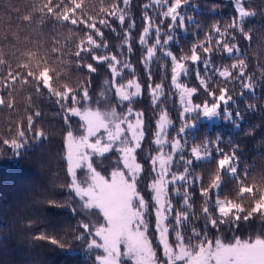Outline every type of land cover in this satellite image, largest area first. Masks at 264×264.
I'll list each match as a JSON object with an SVG mask.
<instances>
[{
	"label": "trees",
	"instance_id": "obj_1",
	"mask_svg": "<svg viewBox=\"0 0 264 264\" xmlns=\"http://www.w3.org/2000/svg\"><path fill=\"white\" fill-rule=\"evenodd\" d=\"M114 3L124 8L122 0H71V3H66L65 0H0V98L4 99V104L0 105V138L15 135L17 127L21 124L26 127L29 115H33L36 129H43L46 133L43 141H30L29 147L22 150L19 156L10 151L0 152V264H95V256L100 255L99 251L88 249L90 237L88 240L74 238L80 216L74 215L66 207H50L45 202L67 199V189L60 186L68 182L64 160V136L69 128L64 122L66 113L60 109L54 97H48L46 91L44 95L37 96L31 83L25 84L21 80L9 88L3 84L9 79L8 70L13 74L31 73L33 78H40L45 82L49 80L51 73L52 85L57 91L62 90L65 81L75 85L78 81L82 83L90 79L89 104L99 107L100 110L114 108L118 114L125 113L127 102L118 105L114 89L109 87L112 77L107 63L97 64L91 61L90 56L85 57V63L91 62L97 68L96 73L90 76L86 74V70L77 71L76 64L73 63L77 43L85 39L82 36V33L87 31L84 22L89 25L98 23L106 12L111 11ZM150 3L151 0H129L123 25L115 17L108 18L111 27H101L98 24L104 35L102 39L97 37V40L102 45L107 44V47L96 50V54L117 55L121 64L126 62L129 65L126 69L121 68L122 76L119 80L126 83L129 79H135L141 85V95L135 97L131 105L135 111L144 114L145 136L141 141V148L137 150V161L143 166L139 188L148 203L145 217L148 221L147 235L159 254L160 247L154 229L152 194L147 187L154 177L151 157L160 153L154 143L155 124L161 110H166L171 121L166 139L171 141L177 138L178 130L184 123L180 118L179 93L171 84V58L165 55V50H171L178 58L182 54H190L192 46L204 42L208 33H211L212 47L215 48L214 41L219 37L211 31L212 26H227L235 13L229 0H193L199 7V14L195 15L197 26H189L186 31H181L176 26L169 32L167 25L170 22L165 20L161 23L157 15L158 10L149 8L147 14L153 18V23L149 37L142 46L139 42L140 36L147 26L143 18L146 11L143 5ZM244 3L246 8L257 13L254 18L246 21V27H251L254 35L258 37L264 33V0H244ZM65 16L75 19L76 27L80 31L73 30L71 24L66 26L63 19ZM133 21L134 27H130ZM157 26L160 27L162 40L167 39L168 35H172L174 39L168 45L159 46L156 55L145 64L143 61L146 49L155 44ZM126 32L129 34L127 37ZM241 48H248L247 42L241 41ZM254 53H260L255 41L246 56L251 61L247 71L250 75L254 74L253 82L257 85L256 98L246 93L245 100L241 101V85L229 84L230 94L235 101L229 107L235 111L238 104L243 112L244 104L252 103L258 106V110L245 114L238 129L222 120L197 122L199 127L190 130L184 139L191 147L193 141L202 144L206 135L213 139L216 133H221L229 137L233 144L240 142L242 166H248L250 171L258 175L264 171V99H261L264 97V82L259 79L261 70L264 69V54L258 59ZM211 61L216 67H230L234 58L215 51ZM187 66L189 74L181 77V82L188 87H197V68L190 62H187ZM199 71L201 77H204L202 66ZM156 84H161L162 89L153 97L151 90ZM212 87L216 89L215 84H212ZM204 99L206 97L201 88L193 97V102L200 103ZM36 111L41 113L40 117L34 115ZM74 127L75 122L71 118V130L75 133ZM228 145L229 140L224 139L222 146L228 148ZM163 152L171 153L170 144L164 146ZM187 155L186 150L185 156ZM116 165L120 167L118 153L114 150L93 161V166L105 176H110ZM253 165L256 167L253 168ZM213 168L214 164L205 162L194 169L193 176H203L206 185L208 173ZM172 171L183 172L180 153L173 156ZM233 188L234 184L230 178L224 177L221 196H228ZM176 189L177 186L169 185L173 212L168 215L166 221L170 230L169 241L173 245L175 213L184 207L185 191L180 189L178 193ZM198 189L199 184L187 189L192 203L189 212H195L196 217L191 224H185L178 229L185 239L191 235L193 225L199 224L200 229L204 227L201 214L204 198L199 195ZM92 219L94 222H103L102 216ZM41 233L65 240L67 246L62 249L48 241L34 239L35 235ZM257 235H264V221L260 219L241 221L239 228L221 226L220 229H213L209 226L207 229L210 240L220 238L225 243L234 242L237 237L249 239Z\"/></svg>",
	"mask_w": 264,
	"mask_h": 264
},
{
	"label": "snow or ice",
	"instance_id": "obj_2",
	"mask_svg": "<svg viewBox=\"0 0 264 264\" xmlns=\"http://www.w3.org/2000/svg\"><path fill=\"white\" fill-rule=\"evenodd\" d=\"M65 2L71 3V0ZM122 2L124 8L112 4L111 11L106 12L98 23L89 25L84 22L87 31H84L82 36L85 39L77 43L73 63L76 64L77 71L86 70L89 76L96 73L97 68L91 62L85 63V57L90 56L91 61L97 64L107 63L112 77L109 87L114 89V95L121 104L127 102L125 113L118 114L114 108L111 111H101L99 107H92L88 103L91 100L88 91L90 79L82 83L78 81L75 85L65 81L62 90L57 91L53 88L51 73L49 80L45 82L40 78H33L31 73L13 74L8 70L9 79L4 82L5 87L9 88L21 80L25 84L31 83L37 96L44 95L46 91L48 97H54L60 109L66 113L64 122L69 128L64 136V160L68 182L60 186L67 189V199L45 202L50 207H66L74 215L81 217L74 238L88 240L90 237L88 249H102L103 254L95 256V264H124L125 260L131 261V264H264V235L249 239L237 237L231 243H225L220 238L213 241L207 236L209 226L213 229H220L221 226L239 228L241 221H264V171L256 175L248 166H242L241 143L233 144L229 137L221 133H216L213 139L206 135L202 144L193 141L191 147L184 139L190 130L199 127L197 122L222 120L238 129L245 114L258 110L257 105L245 103L243 112L238 104L233 111L229 105L235 101L228 87L229 84L235 83L241 85V101L245 100L246 93L256 98L257 85L253 82L254 74L250 75L247 71L251 61L246 56L254 41L260 49V53H254L257 58L264 54V33L257 37L251 27H246V21L254 18L256 11L246 8L244 0H229L235 15L230 18L231 23L223 28L218 24L212 26L211 31L219 37L214 41L215 48L212 47L211 33H208L204 42L192 46L190 54H182L178 58L171 50H165V55L171 58V84L179 93L182 105L180 118L184 123L178 130L177 138L171 141L166 139L167 129L171 125L166 110H161L155 124L154 143L161 154L151 157L154 177L147 187L153 193L155 230L158 245L162 249V258H158L157 251L147 235L148 221L145 217L148 203L139 188L143 166L137 161V150L141 148V141L145 136L144 114L135 111L131 105L133 99L141 95V85L135 79L118 83L117 77L122 76L121 68L126 69L129 65L126 62L121 64L115 54H96V50L107 47V44L98 42L97 37L103 38L101 27H111L108 18L115 17L121 25L125 23L129 0ZM143 7L146 10L143 18L147 26L140 36L139 42L142 46L149 37L153 23V18L147 14L149 8L158 10L157 15L161 23L165 20L170 22L167 25L169 32L176 26L181 31H186L189 26H197L195 15L199 14V7L193 0H151L150 4ZM63 19L66 26L71 24L73 30L80 31L76 27L77 21L71 16H65ZM98 24L101 27H98ZM130 27H134V21ZM155 34V44L146 49L143 61L145 64L156 55L159 46L168 45L174 39L172 35H168L167 39L162 40L159 26L155 28ZM128 35L126 32L125 36ZM241 41L247 42L248 48L242 50ZM215 51L234 58V62L230 67L214 66L211 56ZM187 62L197 68V87H188L181 82V77L189 74ZM201 66L205 72L204 77L200 75ZM259 79L264 82V69L261 70ZM212 84L216 85L215 90ZM201 88L206 99L194 103L193 97ZM161 89L162 85L156 84L151 90L152 96L156 97ZM3 104L4 99L0 98V105ZM34 115L40 117L41 113L36 111ZM72 117L78 118L80 122V135H75L71 130ZM252 131L254 132V129ZM45 137V131L36 129L33 115H29L26 127L21 124L17 127L15 135L0 138V152L10 151L19 156L22 150L29 147L30 141L41 142ZM224 139L229 140L228 148L222 146ZM166 144H170L169 154L163 152ZM113 150L120 154L119 163L123 168H114L110 176L102 175L93 166V157H103ZM176 153H180V160L183 161V172L172 171L173 156ZM205 162L214 164V168L208 173L206 185L203 176H193L194 169ZM78 170L83 171L84 179L78 178ZM224 177L230 178L234 188L228 196L222 197ZM196 184H199V195L204 198L201 209L204 227L200 229L199 224L193 225L191 235L185 239L178 229L185 224H191L196 217L195 212H189L192 203L187 190ZM169 185L177 186L178 193L180 189H185L184 207L175 213L176 226L172 228L175 232V245L169 241L170 230L166 223L168 215L173 212ZM100 216L103 218L102 223L93 221V217ZM34 239L48 241L62 249L67 246L65 240L49 237L45 233L35 235Z\"/></svg>",
	"mask_w": 264,
	"mask_h": 264
},
{
	"label": "rangeland",
	"instance_id": "obj_3",
	"mask_svg": "<svg viewBox=\"0 0 264 264\" xmlns=\"http://www.w3.org/2000/svg\"><path fill=\"white\" fill-rule=\"evenodd\" d=\"M120 77V76H119ZM119 77H117V82L118 83H123V82H121L120 80H119ZM135 99V98H134ZM133 99V100H134ZM116 100H117V104L118 105H120L121 106V103H120V101L116 98ZM179 105H180V107H181V109H182V105H181V103H180V99H179ZM84 106H86V105H84ZM91 106L92 107H94L92 104H91ZM94 108H96V107H94ZM101 111H111V110H101ZM117 111V110H116ZM72 119H73V121L75 122V127H74V130H75V135H80L81 133H82V129H81V127H80V122L78 121V118H75V117H72ZM166 146V145H165ZM115 151V150H114ZM159 151V150H158ZM118 153V152H117ZM66 154V153H65ZM159 154H161V153H159ZM159 154H156V155H159ZM155 155V156H156ZM119 156H120V154L118 153V161H119ZM98 157H100V156H94L93 157V161H95ZM118 166L116 165V168H117ZM158 167V166H157ZM120 168L122 169L123 168V166H122V164H120ZM77 175H78V178L79 179H84V173H83V171L82 170H78V172H77ZM153 175H154V173H153ZM152 195H153V193H151ZM151 198H152V196H151ZM152 204H153V215H154V229H155V213H154V201L152 200ZM155 232H156V230H155ZM156 238H157V242H158V235H157V233H156ZM98 239V238H97ZM92 250H96V251H99V253H100V255H102L103 254V252H102V249H92ZM159 250H160V253L158 254V258H162V249L161 248H159ZM125 262L127 263V264H131V261H128V260H125ZM125 262H124V264H125Z\"/></svg>",
	"mask_w": 264,
	"mask_h": 264
}]
</instances>
